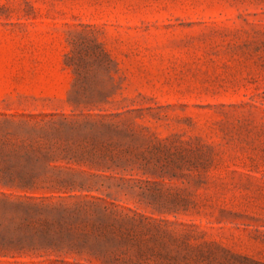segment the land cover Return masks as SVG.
<instances>
[{
    "label": "rangeland",
    "instance_id": "374dc122",
    "mask_svg": "<svg viewBox=\"0 0 264 264\" xmlns=\"http://www.w3.org/2000/svg\"><path fill=\"white\" fill-rule=\"evenodd\" d=\"M4 134L83 210L0 203V264H264V0H0Z\"/></svg>",
    "mask_w": 264,
    "mask_h": 264
},
{
    "label": "trees",
    "instance_id": "16d2710c",
    "mask_svg": "<svg viewBox=\"0 0 264 264\" xmlns=\"http://www.w3.org/2000/svg\"><path fill=\"white\" fill-rule=\"evenodd\" d=\"M68 124L70 123L62 122L55 130H63L62 128H66L65 126ZM41 137L39 135V139L32 142L25 140L14 142L5 134L0 135V183H16L21 187L28 185L36 187L40 181L47 182L49 176L44 173L46 171L41 169L44 165L40 163V159H42V156L56 153L59 145L56 143L49 144ZM70 149H73L72 146H70ZM74 152L78 153L77 150H74ZM15 154H19V159L14 161L12 156ZM0 203L5 206H14L18 211L20 226L23 228L21 229L22 238L28 237L29 234H37L39 228L44 229L47 225H42L41 222L46 223L54 217L60 219L71 218L74 214H80L83 210L81 206L71 209L63 205L44 204L42 201H37L34 196H20L14 201L4 197L0 198ZM42 213H46L48 217L41 216ZM48 235L52 237L54 234Z\"/></svg>",
    "mask_w": 264,
    "mask_h": 264
}]
</instances>
